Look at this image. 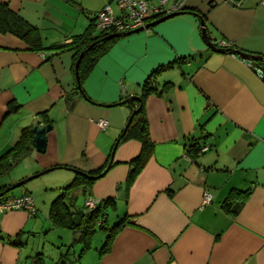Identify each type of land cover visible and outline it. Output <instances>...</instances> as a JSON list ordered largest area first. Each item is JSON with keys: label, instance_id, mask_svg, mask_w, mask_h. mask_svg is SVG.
Masks as SVG:
<instances>
[{"label": "crops", "instance_id": "crops-1", "mask_svg": "<svg viewBox=\"0 0 264 264\" xmlns=\"http://www.w3.org/2000/svg\"><path fill=\"white\" fill-rule=\"evenodd\" d=\"M0 1L37 27L47 48L82 33L106 0ZM175 1L167 0L165 6ZM181 1L184 8L204 14L211 42H228L262 60L212 50L202 36L200 18L182 12L112 37L79 91L70 51L28 50L12 33L0 32V154L24 127L52 124L45 152L32 147L20 159L28 167L0 186L56 166L105 169L111 160L92 183L90 195L97 200L114 197L110 210L129 215L130 223L106 253L95 248L85 256L89 247L77 256L73 247L72 259L64 264H264V64L250 65L264 61V0L239 5ZM169 62L153 79L156 90L144 99L154 145L126 183L128 161L141 144L135 138L117 142L130 116L124 101L140 95L145 79ZM10 105L15 109L10 111ZM100 119L108 122L104 128L98 126ZM195 143L208 148L192 159L186 150ZM53 170L58 172L50 174V181L57 177L67 183L74 177L69 168ZM231 189L248 191L233 214L221 207ZM204 190L211 200L201 206ZM25 192L33 195L27 188L12 191ZM36 209L33 216L22 210L0 216V264H35L36 258L25 259L21 244L11 241H21L34 228Z\"/></svg>", "mask_w": 264, "mask_h": 264}, {"label": "trees", "instance_id": "trees-1", "mask_svg": "<svg viewBox=\"0 0 264 264\" xmlns=\"http://www.w3.org/2000/svg\"><path fill=\"white\" fill-rule=\"evenodd\" d=\"M182 12L195 13L200 19L205 18L204 14L193 8L182 7ZM94 17L91 18L89 25L86 29L79 34L71 36L69 42L54 43L47 48L42 46L41 37L37 27L27 23L21 16L16 12L12 11L6 2L0 1V32H10L17 38L22 40L26 46V49L33 51H42L44 49L52 50L55 53L63 51H70L76 60L78 59L81 52L83 56L80 59L78 65V73L76 77V88L82 91V81L93 67L98 55L105 50L107 43L111 41V38H106L107 35L113 33H97L95 30ZM215 44V43H214ZM184 59L178 58L177 61H183ZM252 65L264 64V61L251 62ZM75 65V64H74ZM171 66V62L168 64L159 66L154 70L144 81L142 85L141 94L128 98L124 101L130 109L132 119L127 127H125L120 133L117 142H121L127 138H135L139 140L141 144L140 152L137 156L128 161L130 170L127 175L126 183H130L136 173L140 170L141 166L145 163L153 147V141L148 134L147 120L144 116V99L145 96L156 90L153 79L162 70ZM262 78L264 72L261 73ZM165 87H169L170 83L166 82ZM123 98V95L122 97ZM15 109V106L10 105L9 110ZM32 127H24L21 129L17 140L7 147V149L0 154V176L6 174L12 166L23 158L32 149ZM201 146L195 143L187 148L186 153L192 159L198 153H201ZM65 167L74 171V177L65 184L62 188H59L58 195L51 201L49 206L48 218L52 225L66 227L73 232V241H79L82 243L79 256L90 247V240L97 229L104 230L106 237L101 247L99 248V254L106 253L111 246V242L115 235L120 229L126 224L130 223L128 214L117 215L114 214V220L112 225H109L107 219L108 214L106 210L110 207H114L116 199L114 197L103 198L97 200V205L93 209H88L85 205V201L88 198H92L90 195V187L92 183L98 179L95 178L104 167L91 171L83 172L75 167L69 166H56L54 168ZM13 184L0 186V196L4 195H21L13 194L12 190L9 189ZM82 192L85 195L83 205L80 208L75 207L74 202L77 194ZM248 191H241L237 189H231L229 194L226 196L221 204V207L230 213H236L241 204L242 199L247 195ZM29 193V192H25ZM24 194V193H22ZM31 194V193H30ZM34 197V196H33ZM240 198V201L234 199ZM35 203V201H34ZM36 207V205H35ZM37 211V209H36ZM36 213V212H35ZM35 213L30 214L33 216ZM78 234V236L76 235ZM18 236V235H17ZM17 241V242H16ZM14 244H21V241L16 239L11 241ZM38 253L35 258V264H43L42 259Z\"/></svg>", "mask_w": 264, "mask_h": 264}, {"label": "rangeland", "instance_id": "rangeland-1", "mask_svg": "<svg viewBox=\"0 0 264 264\" xmlns=\"http://www.w3.org/2000/svg\"><path fill=\"white\" fill-rule=\"evenodd\" d=\"M112 6L114 8L116 7L114 3H112ZM26 167H28V163L25 161V159L17 161L6 174L0 177V183L1 181L9 180V177L13 178L15 172L23 170ZM53 172L58 171L53 170L48 173L41 174L12 190L15 192H20L22 189L27 188L28 190L32 191L34 195L35 204L39 208V215L33 224L35 225L34 228L22 236L20 247L23 249V256L25 259L28 255L34 260L35 256L40 253L39 256L41 257L43 264H61L63 260H71L73 255V247L75 255L77 256L82 247L81 242L73 241L72 230L66 227L54 226L49 221L48 214L50 203L58 195L60 190L59 188H62L66 184V182L56 180L57 177H54V181L48 180L50 176H53L50 175ZM46 184L50 186L46 187ZM51 197L52 200L48 201V199ZM84 198L85 195L80 191L75 198V207L80 208L83 205ZM106 213L109 215L108 223L109 225H112L111 223L115 219V213L110 210V208L106 210ZM76 235L78 236V234ZM105 237L106 232L104 230L97 229L92 238L90 245L91 248L89 249L90 251H87L85 256L93 253L95 248L98 250L104 242ZM67 250H69L68 255L66 253ZM61 253L65 254L67 258H60ZM73 260L75 259L73 258ZM27 263L29 264V260H27Z\"/></svg>", "mask_w": 264, "mask_h": 264}, {"label": "built area", "instance_id": "built-area-1", "mask_svg": "<svg viewBox=\"0 0 264 264\" xmlns=\"http://www.w3.org/2000/svg\"><path fill=\"white\" fill-rule=\"evenodd\" d=\"M233 5H239L243 0H228ZM167 0H106L102 8L95 14L94 23L97 33H119L124 34L145 28V25L153 18L160 17L174 11H181L183 3L181 0L175 1L169 8L165 6ZM112 3L116 5L114 8ZM219 47H230L225 41L216 42ZM250 65H252L250 63ZM253 66V65H252ZM122 95L125 96L124 89ZM108 122L100 119L98 126L104 128ZM208 148L205 144L201 146L200 152ZM211 193L204 190L202 194L201 206L209 203ZM97 199L88 198L85 205L88 209H93L97 205ZM11 210H22L28 214L36 212L34 197L30 193L21 195L0 196V216Z\"/></svg>", "mask_w": 264, "mask_h": 264}, {"label": "water", "instance_id": "water-1", "mask_svg": "<svg viewBox=\"0 0 264 264\" xmlns=\"http://www.w3.org/2000/svg\"><path fill=\"white\" fill-rule=\"evenodd\" d=\"M181 13L180 11H174V12H170L168 14H165L159 18H157L155 21H152V22H148L146 25H145V28H148L149 26H152L154 25L155 23L157 22H160V21H163L165 19H168L172 16H175L177 14ZM200 25H201V30H202V36L204 38V40L207 42L208 46L214 50V51H217V52H226V51H229V52H232V53H236V54H239L240 56L246 58V59H260L262 60V57L260 56H255V55H252V54H249V53H245V52H242L240 50H237L235 48H232V47H219L217 45H215L213 42H211L210 38L208 37V34H207V31H206V25H205V22L203 19H200ZM144 28H138L136 30H133V31H130V32H126L124 34H119V33H113V34H109L106 36V38H111V37H114V36H121V35H126V34H130V33H133V32H138L140 30H142ZM83 56V52H81V54L79 55L78 59L76 60L75 62V74L77 75L78 73V65H79V62H80V59L81 57ZM135 111L132 113V116L135 114ZM132 116L131 118H129L128 122L126 123L125 127L128 126V124L130 123L131 119H132ZM52 128V124L51 123H45V124H35L32 126L31 130H32V145L33 147L35 148L36 151L38 152H41V153H44L45 150H46V145H47V132L50 131ZM110 164H111V160L109 161V163L107 164V166L105 167V169L102 170V172H100L98 175L95 176V178H99L101 177L105 172L106 170L110 167ZM54 167H50V168H47L45 170H42L41 172H38L36 174H33L31 175L30 177L24 179V180H21L15 184H13L9 189H14L16 187H19L21 185H23L26 181L32 179V178H35L41 174H44L50 170H53ZM65 263V260H63L61 262V264H64Z\"/></svg>", "mask_w": 264, "mask_h": 264}]
</instances>
